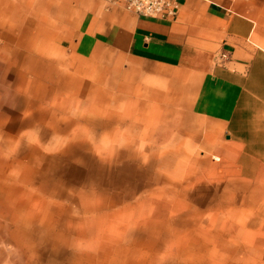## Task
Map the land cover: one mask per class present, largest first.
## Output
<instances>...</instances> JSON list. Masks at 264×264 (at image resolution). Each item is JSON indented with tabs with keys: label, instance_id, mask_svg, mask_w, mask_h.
Here are the masks:
<instances>
[{
	"label": "crops",
	"instance_id": "crops-1",
	"mask_svg": "<svg viewBox=\"0 0 264 264\" xmlns=\"http://www.w3.org/2000/svg\"><path fill=\"white\" fill-rule=\"evenodd\" d=\"M199 185L264 191V0H0V264H264Z\"/></svg>",
	"mask_w": 264,
	"mask_h": 264
},
{
	"label": "rangeland",
	"instance_id": "rangeland-1",
	"mask_svg": "<svg viewBox=\"0 0 264 264\" xmlns=\"http://www.w3.org/2000/svg\"><path fill=\"white\" fill-rule=\"evenodd\" d=\"M233 189L237 193L238 198H232V193L222 191V187H212L206 185H199L189 188L188 198L190 204L197 209V215H200L204 211L208 210H222V209H234L238 211L236 214L228 216L225 221H230L233 227L236 228L237 234H235L240 240L247 242L264 240V201L259 200L264 191L260 188H250L246 186H235ZM46 190L52 193L63 194L64 187L61 191H56L51 187L46 186ZM251 193V196L247 193ZM230 193V194H228ZM248 195V196H247ZM231 196V197H230ZM230 197V198H229ZM213 218H205L204 222L197 218L188 219H174L172 226L174 227H188L203 229L207 224L212 225ZM187 236V238L185 237ZM204 236V233L199 234H176L174 244L181 243V241H192L193 237L197 238ZM181 237V239L179 238ZM208 240H213L212 235L207 236ZM216 239V238H215ZM188 256H192L191 254Z\"/></svg>",
	"mask_w": 264,
	"mask_h": 264
},
{
	"label": "built area",
	"instance_id": "built-area-1",
	"mask_svg": "<svg viewBox=\"0 0 264 264\" xmlns=\"http://www.w3.org/2000/svg\"><path fill=\"white\" fill-rule=\"evenodd\" d=\"M107 6L120 7L134 15L155 19L174 20L180 8V0H102Z\"/></svg>",
	"mask_w": 264,
	"mask_h": 264
}]
</instances>
